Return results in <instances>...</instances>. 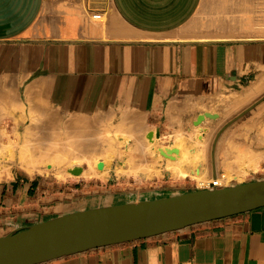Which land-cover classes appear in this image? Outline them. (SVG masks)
Listing matches in <instances>:
<instances>
[{
  "label": "crops",
  "instance_id": "1",
  "mask_svg": "<svg viewBox=\"0 0 264 264\" xmlns=\"http://www.w3.org/2000/svg\"><path fill=\"white\" fill-rule=\"evenodd\" d=\"M262 93L264 0H0V135L111 120L160 139ZM67 189L0 182V237L114 204ZM41 264H264V207Z\"/></svg>",
  "mask_w": 264,
  "mask_h": 264
},
{
  "label": "rangeland",
  "instance_id": "2",
  "mask_svg": "<svg viewBox=\"0 0 264 264\" xmlns=\"http://www.w3.org/2000/svg\"><path fill=\"white\" fill-rule=\"evenodd\" d=\"M223 106L225 110L228 109L226 112L223 111ZM215 111L219 113L220 117L213 122L214 127H207L212 122L209 120L210 118L206 117L198 127L193 123L188 129L177 130L174 134L160 137V139L156 137V133H153L152 139H149L148 135L136 137V128L124 124L117 125L116 121L111 120L103 122L87 120L84 123L85 127L82 128L86 130V133L82 130L80 134H71L68 130L69 127L74 126L73 122L70 119H62L61 134L29 136L28 142L30 145L38 142L42 149L45 150V147L50 149L57 159L55 166L36 165L33 168H28L19 162L12 163L11 160H7L8 163H5L1 161L0 166L5 163L9 169V174L4 176L2 181L11 179L16 173H25L30 177L42 176L52 182L54 186L65 188L66 192L69 191L68 185H75L78 188L82 187L83 191L86 192L100 195L103 193L106 195L103 196L104 198L108 195L109 200L107 202L114 204L166 196L181 191L205 189L206 187L197 185L190 170H188V177L181 176L175 168L185 170L190 166H185V168L183 165H187L185 164L186 161L175 162L171 158L163 156L161 152L168 150L164 148L178 145L179 142L183 143L181 148L185 150L191 146L188 140H195L194 145L201 149L202 164L205 165L204 167L210 173L211 178L220 174L226 175L228 172L232 173L234 171L232 167L235 160L234 156L239 150L264 152V93L253 97L250 102L242 105L233 106L222 103L221 107H216ZM89 135H92L94 138L92 136L91 138L94 140L102 141L103 146L101 148L106 152V157L104 156L103 159L99 157L93 162L91 160L87 162L83 159V161L80 160V163L77 157L73 158L70 155V150L75 148L82 137ZM17 137L19 134L0 136L1 148L6 147L0 148L2 155L8 156L10 150L17 151L19 147L24 144L27 145L18 141ZM67 138L68 141L72 138L71 141L67 142L69 147L71 146L70 148L65 143ZM88 138L90 137L86 139ZM106 139L110 143L113 142L111 144L116 145L114 152L109 149L107 142H103ZM39 140L46 142L41 141V143ZM151 141L154 142L155 146L153 151L150 147ZM52 142L57 144L54 146ZM91 153L92 156L95 154V157H98L97 154L104 152ZM110 153L112 154L110 155ZM90 154L87 155L88 158H91ZM131 155L135 156L134 160L130 159ZM75 160H78L80 164ZM100 164L102 165L101 168H99ZM188 165H192V163L189 162ZM77 166L82 167L87 174L77 177V175L70 173L69 169H74ZM213 173L215 174L213 175ZM262 178H264V174L261 171L255 173L249 169L240 181L228 180L222 187Z\"/></svg>",
  "mask_w": 264,
  "mask_h": 264
},
{
  "label": "water",
  "instance_id": "3",
  "mask_svg": "<svg viewBox=\"0 0 264 264\" xmlns=\"http://www.w3.org/2000/svg\"><path fill=\"white\" fill-rule=\"evenodd\" d=\"M217 116L205 113L210 119ZM203 118L198 115L194 124L202 122ZM152 135L148 138L152 139ZM156 137H159L157 133ZM81 172L79 167L70 170L73 175ZM260 207H264V178L74 211L1 236L0 264H41Z\"/></svg>",
  "mask_w": 264,
  "mask_h": 264
},
{
  "label": "bare ground",
  "instance_id": "4",
  "mask_svg": "<svg viewBox=\"0 0 264 264\" xmlns=\"http://www.w3.org/2000/svg\"><path fill=\"white\" fill-rule=\"evenodd\" d=\"M205 113L214 114L212 111H206ZM200 115H201V117H204L202 119V122H203L205 120V115H204V113H201ZM218 117H219V115L217 116V118ZM202 122L195 124L196 127H198ZM0 136H4V134H1ZM91 136L90 135L87 136V137H90L88 139H86L87 137H82V136H81L82 139L80 138L81 140L78 139L79 142H77V145L75 146V148L70 150V155H72L73 158L77 157V159L79 161L80 160L83 161V159H84L87 162L88 161L90 162V160L93 162V160H97V158H99V157L100 158L102 157V159L104 156L106 157V152L104 151V149L102 150V148H101L103 146L102 141L94 140L91 138ZM29 138L30 137L27 136L26 134L25 135H19V137H17L18 141H20L22 143H26L27 145L24 144L23 146L19 147V149L17 151L10 150V152L8 153L9 154L8 156L2 155V153H1L2 151H1L0 152L1 153L0 154L1 155L0 156V162L4 161L6 163L7 160H9V161L11 160L12 163L19 162L21 165L27 166L28 168H30V167L33 168L36 165H44V166L46 165L48 167L55 166L54 164H56L57 159L51 153L52 151H50V149L48 150V148H46V147H45V150L42 149L41 144L38 142L35 144H31V145L28 144ZM71 139L72 138H70L69 141H71ZM41 141H44V140H41ZM41 141L39 140V142H41ZM47 141L51 143V141H49V140H47ZM69 141L67 138V141L65 143H67ZM108 141H109L108 139L103 140V142L108 143L109 149H112L114 152L116 145L111 144L113 142L110 143ZM44 142H46V141H44ZM56 142H55V144L52 142V144H54V146H55L57 144ZM188 142L191 143L190 144L191 146H189V148H186L185 150H183L184 148H181L183 146V143L175 142L178 145L164 148L165 150L166 149H168V150H167V152L164 151L162 155L165 156L166 158H169V159L171 158V160H173L175 162L176 161H181V162L186 161L185 164H187V165H183V167L190 166L188 169H185L187 172L184 169H179V168H175V170L178 171L179 174L183 177H188V170H190L193 174L192 178L195 179V181L199 187H206V186H208V184L211 181L214 182L215 180H217V185H220L218 187H222L223 184L228 180L240 181L242 179V176L244 175V173H246L247 170H249V169H252L255 173H259V171H261L264 174V152H254L253 150H250V152H247L244 150H239L235 154V156H234L235 160L232 163V167L234 168V171L232 173L228 172L226 175L220 174V175H216L215 178H211L209 175L210 173H208L206 168L204 167L205 165L202 164V161H203L202 156L203 155L202 156L200 155L201 149L196 148V146L194 145L195 140H188ZM66 145H67V147H69L68 143ZM0 148H1V146H0ZM3 148H1V149H3ZM91 152H98V153L104 152V153L103 154L101 153L102 155L99 153V155H101V156H99L97 154L98 157H95V154H93L94 156H92ZM88 154H90L91 158L87 157ZM111 154L112 153H110V155ZM85 157H87V158L85 159ZM122 157H123V155H122ZM134 157H135L134 155H131L130 159L134 160ZM78 160L77 161L75 160V161L78 162ZM81 161H80V163H81ZM87 162H86V164H87ZM94 162H96V161H94ZM189 162H191L192 165H188ZM5 163H4V165L0 166V181L3 180L4 176H7L9 174L8 166ZM104 167H106V166H104ZM79 168H82V167H79ZM82 170H83V168H82ZM69 171H70V169H69ZM86 174L87 173H85L83 170L79 175H77V177H81V176H84ZM214 174L215 173H213V175ZM233 174H235V175H233ZM59 175H58V177H59ZM92 176H93V174H92ZM205 189H207V188H205Z\"/></svg>",
  "mask_w": 264,
  "mask_h": 264
},
{
  "label": "built area",
  "instance_id": "5",
  "mask_svg": "<svg viewBox=\"0 0 264 264\" xmlns=\"http://www.w3.org/2000/svg\"><path fill=\"white\" fill-rule=\"evenodd\" d=\"M95 17H99L98 15L97 16H95ZM218 186H220V185H217V180H215L214 182H210L209 184H208V186H206V188H212V187H218Z\"/></svg>",
  "mask_w": 264,
  "mask_h": 264
}]
</instances>
